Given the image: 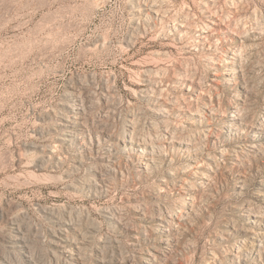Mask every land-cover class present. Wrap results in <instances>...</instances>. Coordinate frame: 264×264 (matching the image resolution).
<instances>
[{
  "label": "rangeland",
  "instance_id": "374dc122",
  "mask_svg": "<svg viewBox=\"0 0 264 264\" xmlns=\"http://www.w3.org/2000/svg\"><path fill=\"white\" fill-rule=\"evenodd\" d=\"M137 1L0 0V264H264V0Z\"/></svg>",
  "mask_w": 264,
  "mask_h": 264
},
{
  "label": "bare ground",
  "instance_id": "6f19581e",
  "mask_svg": "<svg viewBox=\"0 0 264 264\" xmlns=\"http://www.w3.org/2000/svg\"><path fill=\"white\" fill-rule=\"evenodd\" d=\"M139 1V0H138ZM137 1V2H138ZM136 2V1H135ZM152 2V1H151ZM157 2V1H156ZM205 4V3H204ZM208 5V4H207ZM138 11L144 12L146 8H149V4H142L140 3L138 6ZM208 8V7H207ZM158 11V10H157ZM148 12V11H147ZM153 12V11H151ZM155 12V10H154ZM146 13V12H145ZM157 13V12H156ZM159 13V12H158ZM157 13V14H158ZM165 14V13H164ZM163 15V14H162ZM160 15V16H162ZM151 16V15H150ZM167 16V15H165ZM140 17V16H139ZM190 20V17H187ZM141 20V18H138V20ZM183 19V18H182ZM137 20V19H136ZM146 20V19H145ZM210 20V19H209ZM173 21V20H172ZM138 22V21H137ZM191 22V21H190ZM212 22H214L212 20ZM216 23V22H215ZM195 24V23H194ZM202 24H200L201 26ZM198 26V25H197ZM192 28V27H191ZM197 28V27H196ZM199 33L198 37L208 38L209 34H211V29H216L212 27V24L210 22H205L203 26L199 27ZM219 29V27H218ZM169 30V29H168ZM171 31H178L180 32L179 35H182L184 33L189 32L188 25L183 20L175 19L174 23L171 25ZM214 31V30H213ZM220 31V30H219ZM222 31V30H221ZM198 32V31H197ZM218 32V30H217ZM178 35V34H177ZM183 38V37H182ZM199 40V38H197ZM202 39V38H201ZM195 42V41H194ZM198 42V41H197ZM196 42V43H197ZM73 91L72 93H74ZM79 96V95H78ZM74 99V98H73ZM78 99V98H77ZM82 99V98H80ZM83 102V101H82ZM79 103V102H78ZM72 104L73 106L69 109V114H63L61 117H59V122L57 124V127L54 129L55 131V140L54 145H48L46 149H43V154L41 156L40 162L43 163L44 161H52V159H55L56 161L61 159L60 153H62L65 143L71 142L78 139L79 137H83L84 139V145L85 148H92L94 145V138H93V131L89 129V125L86 124L84 121V114H85V107H81L80 104ZM81 103V102H80ZM70 104V103H69ZM70 106V105H69ZM83 106V105H82ZM61 114V113H60ZM58 117V116H57ZM57 123V122H56ZM94 126V125H93ZM91 138L92 146L88 145V139ZM152 141V140H151ZM134 143V141H131ZM90 143V142H89ZM101 143V141H100ZM130 143V141H129ZM151 143V142H150ZM139 146H146V143L143 141L137 142ZM149 144V143H148ZM80 145V144H79ZM155 145V144H154ZM152 146V145H151ZM67 147V146H66ZM83 149V148H82ZM39 158V157H38ZM79 161V160H78ZM53 162V161H52ZM52 164V163H51ZM81 183V182H80ZM83 183H86L85 181ZM89 183V182H88ZM89 185V184H88ZM81 187V186H80ZM63 221V220H62ZM66 221V220H64ZM70 225V224H69ZM73 225V224H72ZM59 229V228H58ZM69 227L63 226L60 231H58L54 236L56 237L55 243L59 246L65 247V251L69 253H74L73 247H72V241L70 239H74V237L69 238ZM75 241V240H74ZM52 242V241H51ZM77 241L73 242L76 243ZM79 243V241H78ZM57 245V246H58ZM75 246V245H74ZM79 248V247H77ZM79 254V252H77ZM69 255V254H68ZM27 259L31 261L32 264H37L35 260L32 259V256L29 254L27 255ZM23 264V263H22Z\"/></svg>",
  "mask_w": 264,
  "mask_h": 264
}]
</instances>
